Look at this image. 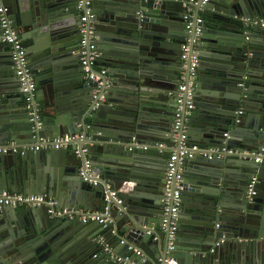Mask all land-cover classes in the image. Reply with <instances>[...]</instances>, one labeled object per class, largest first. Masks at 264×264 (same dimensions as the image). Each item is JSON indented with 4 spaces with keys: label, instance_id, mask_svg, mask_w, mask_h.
Here are the masks:
<instances>
[{
    "label": "water",
    "instance_id": "obj_1",
    "mask_svg": "<svg viewBox=\"0 0 264 264\" xmlns=\"http://www.w3.org/2000/svg\"><path fill=\"white\" fill-rule=\"evenodd\" d=\"M3 1L26 48L40 117L31 120L0 26V141L81 138L68 147L0 154V191L47 193L59 205L109 215L88 225L52 216L46 204L0 203V264H69L73 252L85 253L81 264H124L117 255L141 264L135 249L148 256L142 264L172 256L178 264H264V164L242 153L264 146V29L247 21L264 19V0L199 3L191 13L203 22L191 31L188 0ZM83 39L100 52L93 70L107 69L101 86L86 77ZM186 42L199 55L194 75L190 58L187 66L181 59ZM183 72L194 97L179 133L188 134L189 146L214 152L178 161L184 188L170 244L161 225L167 163L180 146L173 126ZM148 118L153 126L145 125ZM105 244L111 251L95 261Z\"/></svg>",
    "mask_w": 264,
    "mask_h": 264
},
{
    "label": "built area",
    "instance_id": "obj_2",
    "mask_svg": "<svg viewBox=\"0 0 264 264\" xmlns=\"http://www.w3.org/2000/svg\"><path fill=\"white\" fill-rule=\"evenodd\" d=\"M208 0H188L185 1L184 5L188 7V13L184 15L186 26L189 31H191L194 23H202L203 16L194 17V14L191 13L193 7L207 3ZM88 3V1H87ZM88 15H83L81 21L83 23L82 31L86 30L85 22L91 14H89V9L87 10ZM251 24L258 26L264 29V19H253ZM0 26L2 28V40L8 44L10 50L12 51L13 60L16 68V75L18 77L21 90L25 95L26 106L29 110L31 120H38L40 117V106L37 101V83L32 72V69L29 65L26 48L23 45L22 39L16 31L15 27L12 25V21L8 14V6L3 0H0ZM202 28L198 26L196 29V34L201 33ZM92 41V40H91ZM189 43L186 42L182 44V60L184 66H187V60L190 58V72L191 75L195 74V68L198 64L199 55L198 52L190 53ZM100 52L97 50L96 44L92 41L88 43L86 39L82 40V49H81V62L83 69L86 73V76L90 79H93L98 82L101 86L104 82V77L107 74V69L101 67L97 69L98 71L93 70V65L96 60L99 58ZM188 75L185 72L181 73L179 85V98H178V109L175 114V123L173 126L174 138L175 140H180V146L178 150H174L168 160L167 170H166V187L164 193V218L161 225L163 230H167L170 238V244L175 238L176 229L178 225V213L180 211L181 204V191L184 188L183 184V175L182 169L179 168L178 161L184 156L192 155V152H202L204 155L212 156L214 152L213 148H204L200 147L198 144L188 145V134L183 131L179 133L182 123H183V110L193 107V97L194 91L193 87L188 82ZM239 112H242L239 111ZM81 138L78 135L65 134L64 136L57 137L55 139H47L44 143L39 145H18L16 143H3L0 141V154L5 153H25L30 150H39L42 146H52L54 148L68 147L76 142L77 139ZM133 146L148 148L149 145H143L134 141ZM168 145L165 142L157 143V148H165ZM242 153L245 155L251 154L254 156V160L257 163L264 164V146L256 151L245 150ZM87 170L92 171L89 161H87ZM98 176V174H96ZM87 179V177H85ZM257 178L253 177L250 185V194H254V187L256 185ZM116 191H112V194H115ZM0 203L11 205V206H23V205H32V206H41L43 204L49 205V212L56 215H78L82 218L83 222H104L106 216L109 215L108 210L105 211H85L83 209L71 208L63 211H59L56 208L57 200L47 194V193H30L25 194L21 192H12L8 190L0 191ZM219 225V224H217ZM131 248V247H130ZM137 254L142 255L143 252L135 249ZM143 262L147 260L146 257H143ZM117 261L124 264H138L131 255H117ZM157 264H165V262H158ZM166 264H177L175 258L166 259Z\"/></svg>",
    "mask_w": 264,
    "mask_h": 264
},
{
    "label": "crops",
    "instance_id": "obj_3",
    "mask_svg": "<svg viewBox=\"0 0 264 264\" xmlns=\"http://www.w3.org/2000/svg\"><path fill=\"white\" fill-rule=\"evenodd\" d=\"M253 20V19H252ZM252 20H248L247 19V21H249L250 23H251V21ZM168 95H171V93H169ZM158 112V111H157ZM149 113L150 112H148L147 113V115L149 116ZM145 125H151V126H153L154 125V122H151L150 120H149V118L145 121ZM48 138H45V139H43L42 141H41V143L40 144H42V143H44L45 142V140H47ZM2 142V141H1ZM4 143H16V144H18L19 145V143H17V142H15V141H12V140H10V141H6V142H4ZM157 143H159V142H157ZM167 144V143H166ZM168 145V144H167ZM61 148V147H60ZM207 148H209V147H207ZM48 149H55L54 147H52V146H42L39 150H48ZM39 150H36V151H39ZM32 151V150H31ZM19 154H23V152L21 153H19ZM141 167H143V166H141ZM21 193H25V194H27L26 192H21ZM28 194H30V193H28ZM58 206H60V207H58ZM63 206V207H62ZM16 207H22V206H16ZM78 208V209H83V207L81 208V206L80 207H78V206H76V205H73V206H71V207H69V206H66V205H59L58 203H57V205H56V208L59 210V211H63V210H66V209H71V208ZM84 210V209H83ZM86 212L87 211H91V210H85ZM52 216H57V217H65V216H68V215H64V216H60V215H56V214H53V213H50ZM70 218H78L82 223H83V221H82V218L80 217V216H78V215H71L70 216ZM94 222V221H93ZM93 222H89V224L88 225H92L93 224ZM94 225V224H93ZM63 231H65V230H63ZM62 231V232H63ZM72 231V230H71ZM70 231V232H71ZM98 236L102 239V241H103V236H102V234H98ZM97 236V237H98ZM96 249V252L97 251H99V249H101V248H97V247H95ZM104 250H105V253H103V251H99V256L98 257H100V258H97L95 261H98L99 259H102L103 258V256L102 255H105V254H108L110 251H111V249L109 248V246L107 245V244H105V247L103 248ZM150 252H152V254L153 255H157V254H159V249H150ZM62 253V251H60V254ZM88 255V254H87ZM145 251H143V254L141 255L142 256V259H143V257H145ZM56 256V255H55ZM123 256H125V255H123ZM132 256V255H131ZM147 256V255H146ZM82 257H83V259L85 258V253H83L82 254ZM82 257L80 258V255L79 254H77V252H73V253H71V254H69L68 256H67V259L68 260H70L69 261V264L71 263V261H76V262H78V264H81L80 262V260H77L78 258H80V259H82ZM148 257V256H147ZM173 258H175V257H173ZM83 259H82V261H83ZM177 260V259H176ZM148 261V258H147V260L145 261V262H147ZM140 263L142 264L143 263V260L142 261H140ZM58 264H61V262H59Z\"/></svg>",
    "mask_w": 264,
    "mask_h": 264
},
{
    "label": "clouds",
    "instance_id": "obj_4",
    "mask_svg": "<svg viewBox=\"0 0 264 264\" xmlns=\"http://www.w3.org/2000/svg\"><path fill=\"white\" fill-rule=\"evenodd\" d=\"M87 77V76H86ZM88 78V77H87ZM64 136V135H63ZM134 142V141H133ZM4 143V142H3ZM144 145V144H143ZM145 145H147V144H145ZM32 151H34V150H32ZM171 258H173V256L171 257ZM168 259V258H167ZM176 259V258H175ZM177 261V260H176ZM166 263V262H165ZM177 264H178V262H177Z\"/></svg>",
    "mask_w": 264,
    "mask_h": 264
},
{
    "label": "flooded vegetation",
    "instance_id": "obj_5",
    "mask_svg": "<svg viewBox=\"0 0 264 264\" xmlns=\"http://www.w3.org/2000/svg\"><path fill=\"white\" fill-rule=\"evenodd\" d=\"M181 59H182V54H181ZM182 62H183V60H182Z\"/></svg>",
    "mask_w": 264,
    "mask_h": 264
}]
</instances>
